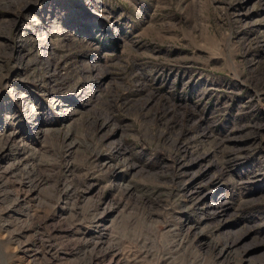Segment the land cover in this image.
Listing matches in <instances>:
<instances>
[{
    "label": "rangeland",
    "instance_id": "1",
    "mask_svg": "<svg viewBox=\"0 0 264 264\" xmlns=\"http://www.w3.org/2000/svg\"><path fill=\"white\" fill-rule=\"evenodd\" d=\"M0 264H264V0H0Z\"/></svg>",
    "mask_w": 264,
    "mask_h": 264
},
{
    "label": "built area",
    "instance_id": "2",
    "mask_svg": "<svg viewBox=\"0 0 264 264\" xmlns=\"http://www.w3.org/2000/svg\"><path fill=\"white\" fill-rule=\"evenodd\" d=\"M4 118H5V116H4Z\"/></svg>",
    "mask_w": 264,
    "mask_h": 264
}]
</instances>
